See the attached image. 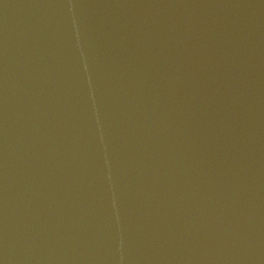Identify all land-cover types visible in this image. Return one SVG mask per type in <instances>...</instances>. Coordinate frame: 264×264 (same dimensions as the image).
<instances>
[{
    "label": "water",
    "instance_id": "water-1",
    "mask_svg": "<svg viewBox=\"0 0 264 264\" xmlns=\"http://www.w3.org/2000/svg\"><path fill=\"white\" fill-rule=\"evenodd\" d=\"M0 264H264V0H0Z\"/></svg>",
    "mask_w": 264,
    "mask_h": 264
}]
</instances>
